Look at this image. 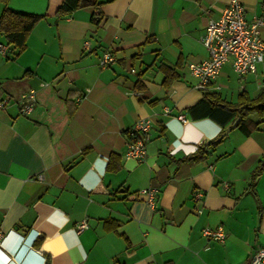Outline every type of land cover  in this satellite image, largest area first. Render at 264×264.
Returning a JSON list of instances; mask_svg holds the SVG:
<instances>
[{
	"label": "crops",
	"instance_id": "1",
	"mask_svg": "<svg viewBox=\"0 0 264 264\" xmlns=\"http://www.w3.org/2000/svg\"><path fill=\"white\" fill-rule=\"evenodd\" d=\"M62 1L0 0V16L5 8L44 16L17 57L7 46L0 53V232L10 233L0 264H249L264 247V170L250 185L264 159V119L185 159L222 130L187 109L206 93L237 101L222 94L230 63L205 92L187 68L208 58L200 37L229 0H98L58 17ZM238 1L247 20L264 17V0ZM104 52L116 61L101 68ZM164 66L176 75L168 87ZM260 67L235 74L237 97L264 89ZM30 90L36 103L21 116L17 100ZM145 117L153 122L136 162L125 156L128 131ZM147 187L159 188L154 207L136 195ZM217 226L222 243L202 234Z\"/></svg>",
	"mask_w": 264,
	"mask_h": 264
},
{
	"label": "built area",
	"instance_id": "2",
	"mask_svg": "<svg viewBox=\"0 0 264 264\" xmlns=\"http://www.w3.org/2000/svg\"><path fill=\"white\" fill-rule=\"evenodd\" d=\"M245 7L238 0H229L221 15L216 20H209L200 42L208 53V58L198 62H190L187 68L196 78L195 88L205 92L209 84L216 79L222 67L230 63L233 72L238 78L244 79L247 75L256 74L257 65L264 63V39L261 38V29L264 28V17L254 16L247 20ZM86 44V43H85ZM6 45L0 43V53L6 55ZM116 61L114 55L109 52L102 53L99 58L101 68L109 67ZM132 72L134 70L132 69ZM7 101H0V109L4 108ZM36 103V92L34 90L23 94L18 100V113L21 116L29 115ZM179 119H183L179 116ZM150 117L138 119L128 131V143L125 156L142 162L146 157V143L152 127ZM159 192L158 187H147L137 191V196H142L145 203L154 207L155 199ZM202 193H193L192 201L202 204ZM200 212V208H196ZM87 227L86 221L76 225L78 232ZM10 233L0 232V253L5 254L3 245ZM203 236L224 242L226 233L222 226L214 228L204 227ZM7 255V254H6ZM9 257V255H8ZM26 257V256H25ZM25 260V258H24ZM46 259H43L45 264ZM249 264H264V247L257 248L249 258Z\"/></svg>",
	"mask_w": 264,
	"mask_h": 264
},
{
	"label": "trees",
	"instance_id": "3",
	"mask_svg": "<svg viewBox=\"0 0 264 264\" xmlns=\"http://www.w3.org/2000/svg\"><path fill=\"white\" fill-rule=\"evenodd\" d=\"M98 6V0H63L55 14L58 17H63L79 8H97ZM43 17V15L17 12L9 8L3 10L0 16V37L4 42L0 43L6 44L9 48L7 55L9 58L17 57L26 48L29 33ZM92 20L97 22L98 18L93 15ZM162 70L165 74L163 84L168 87L176 78L175 72L171 67L166 66L162 67ZM187 113L193 120L209 118L222 129L217 138L207 144H202L195 153L185 158L188 161H198L204 157L208 146L216 145L222 141L225 137L224 131L230 128L236 119H239V122L234 128H238L245 135H249L257 128L258 124L262 122L261 120L264 119V89H261L253 98L249 97L247 93L241 92L235 103L226 102L214 93H206L198 103L187 109ZM253 115L257 117V121L252 120L251 116ZM262 170H264V159L259 161L251 173V186Z\"/></svg>",
	"mask_w": 264,
	"mask_h": 264
},
{
	"label": "rangeland",
	"instance_id": "4",
	"mask_svg": "<svg viewBox=\"0 0 264 264\" xmlns=\"http://www.w3.org/2000/svg\"><path fill=\"white\" fill-rule=\"evenodd\" d=\"M258 74L260 75L261 81H264V67H260L258 69ZM232 81L233 82H232V85L230 86V89L222 91L223 97L227 98V100L236 99L237 98V94H238V92L240 90V88L236 84L237 77H236L235 74H232ZM261 83L264 84V82H261ZM249 86H250L249 91L252 93L251 90L256 88L254 82L251 81ZM255 90H257V89H255ZM231 93H232V95H230Z\"/></svg>",
	"mask_w": 264,
	"mask_h": 264
},
{
	"label": "water",
	"instance_id": "5",
	"mask_svg": "<svg viewBox=\"0 0 264 264\" xmlns=\"http://www.w3.org/2000/svg\"><path fill=\"white\" fill-rule=\"evenodd\" d=\"M238 122H239V119H236L235 122L231 125V127L230 128H227L224 131L223 135H226L231 129H233L234 127H236L238 125Z\"/></svg>",
	"mask_w": 264,
	"mask_h": 264
},
{
	"label": "bare ground",
	"instance_id": "6",
	"mask_svg": "<svg viewBox=\"0 0 264 264\" xmlns=\"http://www.w3.org/2000/svg\"><path fill=\"white\" fill-rule=\"evenodd\" d=\"M15 260L17 261V259L15 258Z\"/></svg>",
	"mask_w": 264,
	"mask_h": 264
}]
</instances>
